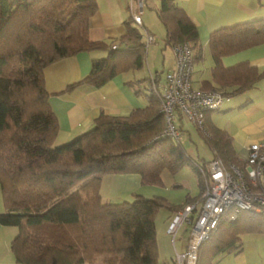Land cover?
<instances>
[{"label": "trees", "instance_id": "16d2710c", "mask_svg": "<svg viewBox=\"0 0 264 264\" xmlns=\"http://www.w3.org/2000/svg\"><path fill=\"white\" fill-rule=\"evenodd\" d=\"M96 8L97 0H0V224L18 228L10 242L17 264H165L158 257L154 215L173 206L162 197L139 195L102 202L99 187L106 174L137 173L143 184L157 185L163 171L174 175L189 165L201 183L190 201H201L200 169L210 160L195 163L180 139L162 134L157 76L154 87L148 78L144 84L151 92L145 106L127 116L100 113L92 128L54 144L58 124L44 83L49 64L81 52H106L92 59L89 73L68 85L69 91L81 84L97 88L144 63L137 29L108 43L89 39ZM157 16L167 45L187 43L199 50L197 29L183 9L161 0ZM263 42L264 19L210 34L212 77L234 87L222 94L243 93L263 74L246 62L225 67L221 58ZM209 112L203 129L196 128L212 159L241 164L231 136L209 121ZM255 234L264 239V211L244 210L221 220L200 245L197 264L241 251L242 238Z\"/></svg>", "mask_w": 264, "mask_h": 264}, {"label": "crops", "instance_id": "0c3cea01", "mask_svg": "<svg viewBox=\"0 0 264 264\" xmlns=\"http://www.w3.org/2000/svg\"><path fill=\"white\" fill-rule=\"evenodd\" d=\"M160 1L97 0L96 11L90 18L88 37L92 41L108 43L120 39L131 29H137L141 35L140 41L145 44V56L147 55L146 71H142V76H137L136 72H139L144 64L138 70L116 75L97 88L81 84L66 91L68 85L89 73L92 59L104 56L105 51L81 52L57 60L44 69L49 107L58 124L54 144L65 143L92 128L94 120L100 113L127 116L132 110L145 106L148 101L147 95L151 93L148 84L144 85L148 79L152 85L155 83L154 77L157 76V86L162 85L165 73L174 68L175 59L172 47L165 43V29L157 16ZM169 1L183 9L197 29L199 50L191 49L192 55L196 56L191 73L192 88L218 92L232 91L233 86L222 87L212 77L214 63L208 45L210 34L218 29L264 19V0ZM133 13H139L141 24L133 21ZM147 35L153 37L149 43ZM156 37L161 39L159 43ZM221 61L225 67L246 62L263 74L249 90L237 95H228V101L219 109L209 112V121L231 136L237 156L244 158L249 143L264 142V42L225 55ZM207 84L209 89L205 88ZM177 120L179 125L177 122L176 124L180 131L184 119L177 116ZM186 152L200 165L209 161L199 159L191 149ZM192 170L196 175L198 192L194 193L191 190L180 201L166 199L173 208L165 210L162 228L156 235L158 257L165 264H174L175 254L183 253L186 249L187 223H182L178 227L173 240L167 228L181 206L194 202L195 200H190L196 199L200 194L199 174L193 167ZM175 178V174L163 171L160 186L165 188L180 186ZM145 186L147 185L141 182V177L137 173L106 174L101 179L99 194L102 202L129 201L128 198L134 199L136 195L151 198L146 194ZM3 210L0 189V213ZM17 233L16 226L0 224V264H17L10 251V242ZM241 244V251L219 255L213 264H264V239L261 235H245Z\"/></svg>", "mask_w": 264, "mask_h": 264}, {"label": "built area", "instance_id": "2783aa9c", "mask_svg": "<svg viewBox=\"0 0 264 264\" xmlns=\"http://www.w3.org/2000/svg\"><path fill=\"white\" fill-rule=\"evenodd\" d=\"M132 19L141 24L139 13H133ZM152 40V35H147V43ZM172 50L175 66L165 73L164 82L157 86V90L164 121L162 134L179 139L177 116L203 129L205 113L219 109L229 96L218 91L192 88L193 59L189 44H176ZM239 160L241 164L213 158L205 169H200L204 178L201 201L185 204L167 228L173 240L182 223L190 227L186 249L175 254V264H197L200 245L221 220H233L244 210L264 211V142L249 143L246 156Z\"/></svg>", "mask_w": 264, "mask_h": 264}, {"label": "rangeland", "instance_id": "374dc122", "mask_svg": "<svg viewBox=\"0 0 264 264\" xmlns=\"http://www.w3.org/2000/svg\"><path fill=\"white\" fill-rule=\"evenodd\" d=\"M156 41L158 43L161 41V39L156 37ZM153 45H151L152 47ZM147 56V55H146ZM146 56L144 57V67L138 72H136V75L142 76L143 72L146 71ZM161 71H163L161 69ZM177 124L179 125V121H176ZM197 126L192 123L188 119H184V122L182 124L181 130H180V141L182 145L186 148V150L191 149L194 153V155L197 157L199 156V159H206V160H211L213 155L210 149L204 144V142L201 140L200 136L198 135L197 132ZM75 137V136H74ZM72 137V138H74ZM202 174V173H201ZM176 175V182L177 184H180V186L176 187H168L165 188L164 186H160V184H157L156 186H151L147 185L145 186L146 188V194L153 197H162L168 200L170 198L171 200H182L185 198L187 194H189L192 190L194 193L198 192V186H197V180H196V175L192 170V167L189 165H184L179 169V171L175 174ZM202 181H204L203 175H202ZM204 187V184H203ZM202 197V194L200 195V198ZM127 200L132 201V197L128 198ZM199 200V199H198ZM198 200H195L194 202H197ZM192 203V202H190ZM185 205V204H184ZM181 206V209L179 211L183 210V206ZM165 208H160L154 215V222H155V228H156V235L160 232L162 228V223L164 220V212ZM178 211V212H179ZM188 225V224H187ZM186 238L189 230V225L188 227L186 226ZM180 234L178 235V237Z\"/></svg>", "mask_w": 264, "mask_h": 264}]
</instances>
